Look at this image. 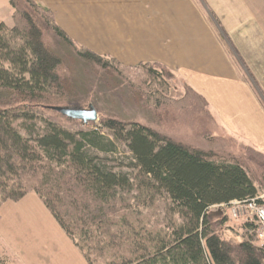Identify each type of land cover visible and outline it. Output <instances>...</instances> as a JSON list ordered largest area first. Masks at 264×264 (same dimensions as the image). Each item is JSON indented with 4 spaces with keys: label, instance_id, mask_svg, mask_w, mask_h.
<instances>
[{
    "label": "trees",
    "instance_id": "trees-1",
    "mask_svg": "<svg viewBox=\"0 0 264 264\" xmlns=\"http://www.w3.org/2000/svg\"><path fill=\"white\" fill-rule=\"evenodd\" d=\"M8 2L12 23L0 21V206L34 193L87 264H264V248L254 241L256 222L246 220L235 243L224 236L223 212L232 202L257 199L264 206L258 198L264 155L251 148L237 156L204 151L115 117L98 118V129L45 118L35 108L73 97L65 61L48 36L71 50L72 59L107 74L121 66L75 43L35 0ZM137 67L150 78L142 83L148 92L138 87L140 96L156 110L164 107L154 114L158 121L169 108L188 114L197 104L213 121L190 88L181 99L166 98L173 78L166 68ZM156 202L165 206V217L149 225Z\"/></svg>",
    "mask_w": 264,
    "mask_h": 264
},
{
    "label": "crops",
    "instance_id": "crops-1",
    "mask_svg": "<svg viewBox=\"0 0 264 264\" xmlns=\"http://www.w3.org/2000/svg\"><path fill=\"white\" fill-rule=\"evenodd\" d=\"M35 1L78 45L166 68L174 96L204 99L224 143L264 155V0ZM0 240L3 264H87L34 193L0 206Z\"/></svg>",
    "mask_w": 264,
    "mask_h": 264
},
{
    "label": "rangeland",
    "instance_id": "rangeland-1",
    "mask_svg": "<svg viewBox=\"0 0 264 264\" xmlns=\"http://www.w3.org/2000/svg\"><path fill=\"white\" fill-rule=\"evenodd\" d=\"M229 2H232V0H223L225 9L231 8V6L226 5ZM240 3H242L241 0ZM11 14L12 9L8 0H0V21L7 25H11ZM47 42L50 48L55 52H58V54L65 61V82L68 84V86H70L73 94V97L68 98V102L59 106L86 107L87 105L91 104L96 109L99 120L107 117H115L123 122H138L146 127L158 131L167 138L184 145L208 152L212 151L218 154H221L224 152V150H227L228 152L234 153L237 156V148L235 149L230 142L224 143V140L217 136L214 122L212 120L210 121L209 117L205 116L204 114L202 116L203 110L198 104L196 109L193 112H189L188 114L182 113L180 111L175 112L172 110V108H169L170 112L166 116V119L163 121H158L155 116L158 114V111L161 113L164 107L160 106L158 107V110H156L154 109L155 103H153V101H147L148 103H146L145 99L143 98L145 96H140V94L143 95L144 92H148V89H146L142 83L144 81L148 82L150 80L144 69H141L137 66L125 67L117 61L120 66L123 67L118 68L120 72L118 73L115 71L112 72V74H107L100 69L82 62L79 59H72L67 55L72 53V51L67 49L62 44H55V39H52L51 36L47 37ZM172 82L173 78L170 80L169 86L165 91L166 98L172 100L183 98L184 95L181 97H176L173 95L176 93H174L172 90ZM138 87L142 88L144 92H142ZM136 89H139V92L136 91ZM31 107L34 108L36 106ZM167 108L168 107L165 109ZM35 109L39 111L40 115L44 116L45 118L54 120L69 128H75L79 126L95 129L100 128L99 121L95 124L83 125L77 121L67 120L49 109ZM182 109L184 108L182 107L181 110ZM154 110H156V112ZM239 152L240 154L243 153L242 151ZM251 171L254 172L253 170ZM255 174L257 173H252V177ZM257 186L259 187V184ZM260 193V195H264L261 190ZM262 199L264 201V196ZM164 208L165 206L162 202H156V204L150 209L153 219L152 222H149V225L162 222L165 217ZM212 210V214L216 217H219L220 213L215 211V209ZM224 210L223 212L228 217V221L224 225V227H226L225 229L228 231H225L226 234L224 236L226 239H230L231 241L238 243L242 240V236L245 233V231L242 229L243 224L246 220H253L246 219L245 216L233 219L229 215V210ZM254 241L255 245L258 247H263L257 240L256 234ZM0 244H2L1 240ZM4 248L8 254V257L14 259L15 255H13V253L8 250L7 246L4 245ZM6 258L7 257L0 255V264L5 263L8 259Z\"/></svg>",
    "mask_w": 264,
    "mask_h": 264
},
{
    "label": "built area",
    "instance_id": "built-area-1",
    "mask_svg": "<svg viewBox=\"0 0 264 264\" xmlns=\"http://www.w3.org/2000/svg\"><path fill=\"white\" fill-rule=\"evenodd\" d=\"M264 195L258 197L262 199ZM229 215L233 219L245 216L246 219L254 220L257 224L256 238L264 247V206L258 204L257 199L249 202H232L229 207Z\"/></svg>",
    "mask_w": 264,
    "mask_h": 264
},
{
    "label": "water",
    "instance_id": "water-1",
    "mask_svg": "<svg viewBox=\"0 0 264 264\" xmlns=\"http://www.w3.org/2000/svg\"><path fill=\"white\" fill-rule=\"evenodd\" d=\"M47 109L56 112L67 120L77 121L83 125L95 124L98 122L97 111L91 104L86 107L51 106Z\"/></svg>",
    "mask_w": 264,
    "mask_h": 264
}]
</instances>
